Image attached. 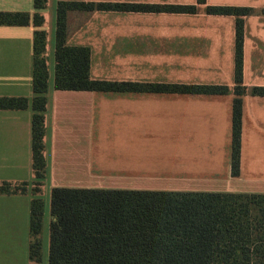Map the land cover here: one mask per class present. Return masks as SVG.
Returning a JSON list of instances; mask_svg holds the SVG:
<instances>
[{"label":"crops","instance_id":"crops-1","mask_svg":"<svg viewBox=\"0 0 264 264\" xmlns=\"http://www.w3.org/2000/svg\"><path fill=\"white\" fill-rule=\"evenodd\" d=\"M208 1L254 8L244 22V84L264 86V15L259 13L264 0ZM57 2L49 0L43 10L49 69L45 239L53 187L264 193V96H243L240 173L234 176L233 92L57 89ZM0 11L34 13L36 9L34 0H0ZM34 30L33 25H0V95L33 97ZM235 41L236 17L208 14L205 6L194 14L68 12L67 43L91 48V76L95 79L232 87ZM174 64L184 68L174 73ZM32 114V108L0 110V180L34 179ZM32 197L30 193L0 194V264H31Z\"/></svg>","mask_w":264,"mask_h":264},{"label":"trees","instance_id":"trees-1","mask_svg":"<svg viewBox=\"0 0 264 264\" xmlns=\"http://www.w3.org/2000/svg\"><path fill=\"white\" fill-rule=\"evenodd\" d=\"M0 11V25H33V97L0 95V110L32 108V181L0 180V194H31L29 260L43 262L47 176L48 31L43 10ZM236 17L235 84H185L95 79L91 48L67 43L68 12L113 11ZM249 6L58 0L54 83L62 90L227 94L233 92L232 173H240L243 96H264L244 84V22ZM264 15V8L260 10ZM49 264H264V193L53 187Z\"/></svg>","mask_w":264,"mask_h":264},{"label":"rangeland","instance_id":"rangeland-1","mask_svg":"<svg viewBox=\"0 0 264 264\" xmlns=\"http://www.w3.org/2000/svg\"><path fill=\"white\" fill-rule=\"evenodd\" d=\"M209 2V1H208ZM210 4V2H209ZM210 5H214V4H210ZM184 66L180 65V64H174L173 65V71L174 73H178L181 69H183ZM45 231L43 229V241L45 242V246H43V253H44V261L43 264H49V251H50V227H49V234L47 235L48 238L45 239Z\"/></svg>","mask_w":264,"mask_h":264}]
</instances>
